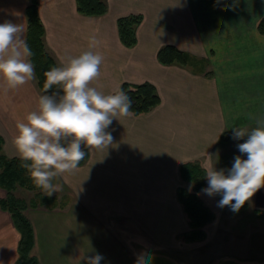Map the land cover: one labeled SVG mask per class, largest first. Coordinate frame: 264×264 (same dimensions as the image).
Here are the masks:
<instances>
[{"label":"crops","instance_id":"obj_1","mask_svg":"<svg viewBox=\"0 0 264 264\" xmlns=\"http://www.w3.org/2000/svg\"><path fill=\"white\" fill-rule=\"evenodd\" d=\"M105 1L104 15L88 17L78 13L76 0H39L46 51L58 66L62 58L88 50L95 35L101 43L93 51L104 60L91 86L112 94L124 82H149L161 103L149 113L114 119L107 129L112 145L88 149V160L74 175L55 181L62 192L49 197L42 191L43 205L24 211L39 264H79L82 252L101 254L100 264H135L141 253L186 246L176 239L188 229L177 188L192 185L181 180L180 165L198 160L203 167L231 168L240 155L236 146L244 142L232 138L231 127L252 128L264 117V34L257 28L264 0ZM27 5L0 0V23H23L25 39ZM128 15L142 16L130 48L117 29V19ZM166 45L192 60L187 66L161 64L157 53ZM37 88L36 78L16 89L0 79V137L8 158H19L16 121L37 109L44 94ZM5 196L0 188V198ZM199 196L216 221L221 197ZM19 240L10 214L0 209V264H16Z\"/></svg>","mask_w":264,"mask_h":264},{"label":"clouds","instance_id":"obj_2","mask_svg":"<svg viewBox=\"0 0 264 264\" xmlns=\"http://www.w3.org/2000/svg\"><path fill=\"white\" fill-rule=\"evenodd\" d=\"M24 33L23 23H0V79L9 89L36 78L31 61L34 52ZM100 43L95 35L89 37L88 50L68 55L44 72L45 94L39 96L37 109L16 121L13 144L20 167L27 170L33 185L45 196L63 191V184L55 181L76 173L86 148L107 150L112 145L114 138L107 129L114 119L134 115L132 100L122 89L104 94L91 86L100 76L104 60L102 54L93 51ZM254 123L252 128L231 127L232 138L244 140L236 146L240 155L234 157L231 168L217 170L211 163L204 167L207 187L201 192L209 197L219 195L217 206L234 213L264 188V117ZM103 259L99 253L88 256L82 252L78 261L100 264ZM153 259L152 254L144 252L135 264H152Z\"/></svg>","mask_w":264,"mask_h":264},{"label":"trees","instance_id":"obj_3","mask_svg":"<svg viewBox=\"0 0 264 264\" xmlns=\"http://www.w3.org/2000/svg\"><path fill=\"white\" fill-rule=\"evenodd\" d=\"M38 8L39 0H28L25 10L27 18L25 40L34 52L31 61L34 64L37 86L44 93V72L48 71L52 66H57V63L45 49V30ZM76 9L78 13L84 16L95 17L104 15L108 7L105 0H76ZM141 21V15H128L117 19L118 35L124 46L130 48L136 45V29ZM257 28L260 33L264 34V18L259 21ZM157 59L163 65L179 64L187 66L192 60V56L178 50L174 46L166 45L159 49ZM119 89H122L130 96L132 100L131 110L135 117L149 113L161 103L156 87L149 82L140 84L124 82ZM227 138L228 135L224 134L222 140L227 141ZM2 147L3 140L0 137V188L6 192V196L0 198V209L10 214L13 224L20 234L16 264H39L37 259L31 254L34 235L32 225L25 216L24 211L28 208L42 206V201H45V197L42 190L33 185L27 170L20 167V158L6 157ZM85 151L87 154L79 166H82L88 160V149L86 148ZM204 176V167L198 160L187 161L180 165L181 180L192 185L191 190H187L184 187L177 188V199L182 206L188 226L186 231L176 236V239L180 242L190 244L204 241L207 237L205 227L216 219L214 211L198 195L206 185ZM17 189H24L33 193V195L29 200L17 197L15 195ZM247 209L248 204L245 203L239 212ZM254 212L257 216L264 218V211L254 210ZM226 263L240 264L233 260L222 264Z\"/></svg>","mask_w":264,"mask_h":264},{"label":"rangeland","instance_id":"obj_4","mask_svg":"<svg viewBox=\"0 0 264 264\" xmlns=\"http://www.w3.org/2000/svg\"><path fill=\"white\" fill-rule=\"evenodd\" d=\"M15 195L28 200L33 193L19 189ZM215 210L218 218L207 227L205 242L161 247L153 253V264H222L232 260L240 264H264V218L254 212L264 211V188L251 198L247 210L234 213L228 207L218 206Z\"/></svg>","mask_w":264,"mask_h":264}]
</instances>
